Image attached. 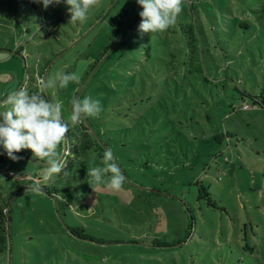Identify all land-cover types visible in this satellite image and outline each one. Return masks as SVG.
<instances>
[{
	"label": "rangeland",
	"instance_id": "rangeland-1",
	"mask_svg": "<svg viewBox=\"0 0 264 264\" xmlns=\"http://www.w3.org/2000/svg\"><path fill=\"white\" fill-rule=\"evenodd\" d=\"M68 7L0 0V112L9 93L40 92V81L52 79L42 94L69 123L56 149L62 170L48 180L30 149L13 161L0 146V209L7 201L11 219V254L0 264H264V106L205 86L197 105L192 86L179 87L162 59L170 34H138L143 8L134 0H99L83 23H69ZM126 7L125 28L136 37L116 41L110 17ZM235 40L250 61L225 40L220 65L246 79L257 74L247 88L260 93L264 37ZM58 73L79 82L60 88ZM85 96L101 102L82 121L126 177L118 192L106 178L88 180V168L104 166L103 150L76 151L71 101ZM200 183L211 198H200Z\"/></svg>",
	"mask_w": 264,
	"mask_h": 264
},
{
	"label": "trees",
	"instance_id": "trees-1",
	"mask_svg": "<svg viewBox=\"0 0 264 264\" xmlns=\"http://www.w3.org/2000/svg\"><path fill=\"white\" fill-rule=\"evenodd\" d=\"M134 3L138 5L136 0ZM181 8L182 11L177 16L176 22L165 30L174 43L167 44L166 57L162 58L166 61L169 72L174 74L172 77L176 79V84L179 87L187 84L192 86L195 100L204 97L202 86H205L212 95L217 88L220 95L222 91L232 95L238 93L241 97L248 95L255 98V104L264 106V88L260 93L251 92L247 88L248 82L254 81L253 76L257 80L259 76L252 75L248 70L249 79L241 73L232 74L227 68L222 69L221 60L219 61L221 58L222 60L228 58V55L223 53L221 45L225 40L227 43L234 42L241 45L242 50L239 55L242 59L250 61V56H246L245 52L248 46L245 43H237L235 39L243 38L246 43H252L250 40L264 37V0H182ZM129 12L130 8L126 7L110 17V23L116 28V41L128 33L125 40L136 37L137 29L132 31V26L125 28ZM111 46H107L102 55L107 53ZM150 51L149 48L146 52L148 57L152 55ZM241 67L245 66L241 64ZM196 104L198 105V100ZM248 107L250 106L246 104L245 108ZM79 123L80 128L76 131L78 140L76 151L101 149L103 151L100 155L103 156L105 148L98 142L90 127L82 120ZM200 186V198L204 196L211 198L207 187L203 183H200ZM8 212L10 211L6 201L4 208L0 209V254L9 252ZM70 230L74 235L89 237L77 227H72Z\"/></svg>",
	"mask_w": 264,
	"mask_h": 264
},
{
	"label": "clouds",
	"instance_id": "clouds-1",
	"mask_svg": "<svg viewBox=\"0 0 264 264\" xmlns=\"http://www.w3.org/2000/svg\"><path fill=\"white\" fill-rule=\"evenodd\" d=\"M33 2L42 4L46 10L51 5L60 4L62 0H33ZM65 2L69 6L68 13L71 17L69 23H83L87 18L88 10L97 5L99 0H65ZM136 2L143 8V11L139 12L142 19L138 26V34L141 37L146 33L167 30L176 22L177 16L182 11V0H136ZM56 79L59 80L60 88H66L69 82H79V76L75 73H58ZM54 84L55 81L52 79H48L47 83L41 80L40 92L29 94L26 89L21 88L9 93L3 103L10 107L0 112V146L13 161L20 159L15 153H19L22 149H30L34 158L46 163L45 180L62 170L63 162L56 158V149L69 131V123L62 120L60 105L49 102L42 94L44 89H50ZM71 106L72 125L79 123L82 118L97 116L101 111V102L91 96L82 99L73 97ZM103 161V167L88 168V180L100 184L102 179L106 178L108 189L120 191L126 177L115 162L111 148L104 150ZM64 174L67 175V172Z\"/></svg>",
	"mask_w": 264,
	"mask_h": 264
},
{
	"label": "water",
	"instance_id": "water-1",
	"mask_svg": "<svg viewBox=\"0 0 264 264\" xmlns=\"http://www.w3.org/2000/svg\"><path fill=\"white\" fill-rule=\"evenodd\" d=\"M126 38V37H125ZM8 223H7V231H8V236H9V253L11 254V219H10V212H8Z\"/></svg>",
	"mask_w": 264,
	"mask_h": 264
},
{
	"label": "flooded vegetation",
	"instance_id": "flooded-vegetation-1",
	"mask_svg": "<svg viewBox=\"0 0 264 264\" xmlns=\"http://www.w3.org/2000/svg\"><path fill=\"white\" fill-rule=\"evenodd\" d=\"M84 238V237H83ZM88 237H86L85 239H87Z\"/></svg>",
	"mask_w": 264,
	"mask_h": 264
}]
</instances>
